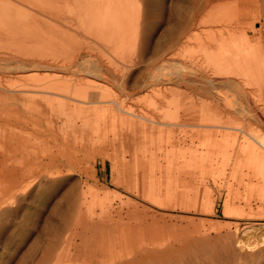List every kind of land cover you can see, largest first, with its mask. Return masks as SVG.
<instances>
[{
  "label": "rangeland",
  "instance_id": "rangeland-1",
  "mask_svg": "<svg viewBox=\"0 0 264 264\" xmlns=\"http://www.w3.org/2000/svg\"><path fill=\"white\" fill-rule=\"evenodd\" d=\"M245 2L125 0L109 7L125 17L110 30L76 0H0V16L9 14L0 18V264H117L128 246L121 231L140 225L136 212L149 199L157 213L203 218L211 236L235 222L264 231V195L252 190L259 178L238 179L236 168L256 155L249 132L264 127V95L257 101L217 69L226 11ZM259 3L253 29L264 21ZM256 48L246 56L264 52ZM33 72L41 89L22 88L36 82ZM57 81L59 91L47 86ZM200 156L224 172L197 167L184 184L160 172L153 192L158 162L174 174ZM202 194V210L185 212ZM169 227L160 237L185 222Z\"/></svg>",
  "mask_w": 264,
  "mask_h": 264
},
{
  "label": "bare ground",
  "instance_id": "bare-ground-1",
  "mask_svg": "<svg viewBox=\"0 0 264 264\" xmlns=\"http://www.w3.org/2000/svg\"><path fill=\"white\" fill-rule=\"evenodd\" d=\"M76 1L80 5V7L87 12V14L90 16V18L93 19L94 23L97 22L98 19L104 18L103 20L110 30L120 28L125 21V17L116 16L118 13L117 11H116L117 13L114 14V13H110V11L108 10L109 7H111L112 5L115 6V4H117L116 7L118 9H120L119 8L120 6L118 7V3L122 4V2H124L125 0H109V1H107V0H76ZM262 1H264V0H262ZM259 2H260V0H259ZM259 2H258V0H249V1L246 0L244 5L238 6L232 10L226 11L227 16L226 17L224 16L225 17L224 20H226L228 22V24L227 23L225 24L224 22H223V25L220 24L222 26L220 28V48L223 47L224 50H223L222 54H220V67L218 65H216V67L218 66L217 69L220 68V75L234 76L239 81H241L245 85L246 88L250 89L252 96L257 101L258 100L262 101V98L264 95V52H262L260 55L258 54V56H256V55L251 56L252 53L250 56H246V53L249 49L252 50V48H254V47H257L256 49H258V47L259 48H261L262 46L264 47V35L260 34V29H263V32H264V21L260 27H257L256 29H253V27H252L253 22L261 21V19L258 16H256V13L259 12L260 6L262 4V2H261V4ZM132 8H133V6H132ZM129 9H131V8H129ZM118 11L120 12V10H118ZM122 11L124 12V9ZM4 12L1 13V16H0L1 19H4L6 16L9 15L8 13L6 15V13H4ZM18 12L19 11L15 12V14ZM221 13H223V12H221ZM118 14H121V13H118ZM262 17L264 18V16H262ZM99 21H101V20H99ZM28 27H30V26L28 25ZM28 27H26L27 31L29 29ZM25 31H26V29L23 32L25 33ZM230 46H232L231 49L229 48ZM249 52H252V51H249ZM160 56L162 57V55H160ZM160 56H158V57H160ZM213 66L214 65H211V68ZM216 67H213L214 68L213 70H215ZM157 73L161 77H163L165 75V72L163 70L158 69ZM168 74L171 75V73H168ZM37 75L38 74H34V72H33V73H31V75L29 77L34 78ZM166 75H167V73H166ZM38 79L36 77L35 81L37 83L35 82L34 84H30V85L27 83V84H24L23 86L22 85L21 86H22V88L25 87V89H26V87H27V89L28 88L33 89V87L36 89L38 87H40V89H41V86H43V84H40ZM40 79H42V78L40 77ZM158 79H156V81ZM28 81H29V79H28ZM169 81H170V79H169ZM40 82H41V80H40ZM59 82L58 81L54 82V83L50 82V85L47 84V86H49L50 89H52L53 91L57 92L63 88L62 83L61 82L59 83ZM63 82L66 85L69 81L67 83L65 81H63ZM88 84L91 85L90 87L102 86L100 84V82H97V81L92 80V79H90ZM88 88H86V91L87 90L89 91V89H91V88H89V89ZM99 90H100V88H99ZM236 90H238V89H236ZM48 91H49V89H48ZM93 92L96 93V90H93ZM98 93H99V91H98ZM227 93H228V91H227ZM229 94L230 93H228V95ZM92 95H93V93H92ZM225 95H224L225 97H221L223 100L225 98H227V94H225ZM83 97H85V96L83 95ZM95 97H97V96H95ZM221 98H220V101L222 102L223 100ZM82 99H84V98H82ZM90 101H91V99H90ZM226 103L230 107V106H232L231 104L233 102H231L227 98ZM233 106L235 107L234 104H233ZM234 107H233V109H234ZM250 110L251 109H249V111ZM236 111H237V109H236ZM204 112L205 111H203V113ZM245 112L243 111L244 114H246ZM252 115H253V113H252ZM249 116L250 115H248V117ZM225 121L220 120V126L222 124H226L227 122H225ZM250 122L252 124V121H250ZM242 123H244V122H242ZM251 124L248 125V123H246L247 126H250ZM241 125H243V124H241ZM260 125L257 124L254 126L255 128L258 129L257 132H253L251 130L249 132V137H251V139H253V140H251V143H250L251 146L250 147H253L252 149L257 150L255 157L252 159V161L251 160H249V161L245 160L246 164L237 165L236 168H237V171L238 170L241 171L240 177L238 179H240V178L242 179V178L247 177V175L251 172L257 174L259 179L256 180L252 190L255 192L259 191V193H261V195L259 196V193L256 192V197L258 195V197H261L260 199H262V197L264 195V193H262L263 192V186H264V159L258 153V151L262 147L264 148V127H261ZM182 162H183L182 166H184L186 168V170L181 167L178 172H175L173 174V171L169 168L167 171H164V172H162L163 170H161V172H162L161 174L169 173L171 176H173L174 180H176L177 183L181 182L182 184H184V183H189L190 181L191 182L193 181V180H191L193 178H191L190 175H187L186 177H184V174L186 172L188 173L190 170H192L194 168L208 165L214 171L219 170L220 174L222 172H224V170H225V167L223 165H220V168H218V166H216V165L211 166L212 163H208L204 156L197 157L196 159H193V160H191V159L185 160ZM181 178H184V179L182 180ZM187 178H191V179L188 180ZM252 190H251V192H252ZM260 190H261V192H260ZM251 192H249V193H251ZM198 194H199V192H198ZM254 194H253V197H254ZM244 196H245V194H244ZM250 198H252V196ZM151 200H153V199H151ZM151 200L150 199L149 200H143L141 208L138 209V212H136L138 214V219H139L140 225L137 224L138 226L135 229H134V227L132 228L131 226H127L126 228H124V231H121V232H123V235L125 236V244H127L128 246L126 248L127 251L125 249L126 252L124 253V255L119 257V261L117 264H261V263H264V231L261 232L262 229H259L258 227L251 225L249 222H243L242 224L235 222L234 224H232V231L231 230L229 231L228 225H225V226L221 225V227L224 228L225 233L224 234L217 233V234H215V236H211L205 230H202V227L205 224L203 222V218H202V220H198L197 222H195L192 219L184 217V216H175V214H173V211H172L173 208H169L168 210L162 209L161 212L157 213V210L154 209V206H153ZM208 200L209 199H208V196L206 194L205 195L202 194L199 196L196 195V197L193 198V202H192V206L194 208L192 210L188 209L185 212H191V211H196V212L199 211L200 212L202 210V202L208 201ZM253 200L256 201L258 199L256 198ZM244 201H245V199H244ZM248 201H249V199H248ZM260 201L261 200H259V203H260ZM223 204L224 205H223L222 211H223L224 215H229L228 210H226L227 204L226 205H225V203H223ZM259 208H262V206ZM212 212L213 211L205 212V213L212 214ZM257 212L259 213V210ZM248 214H250V213H248ZM251 214L253 215V213H251ZM252 215L249 216V218H251ZM253 217H254V215H253ZM257 217L259 218V215ZM263 217H264V213H263V215L260 216V218H263ZM183 221L185 222L184 230L179 231L172 236L170 235L168 238L160 237V234L163 232V230L170 229L171 227H169V226L175 225L177 222L181 223ZM122 245H124V244H122Z\"/></svg>",
  "mask_w": 264,
  "mask_h": 264
},
{
  "label": "crops",
  "instance_id": "crops-1",
  "mask_svg": "<svg viewBox=\"0 0 264 264\" xmlns=\"http://www.w3.org/2000/svg\"><path fill=\"white\" fill-rule=\"evenodd\" d=\"M158 162V161H157ZM164 162V161H163ZM159 164H161V162H158L157 163V168H158V174H157V176H155V178L153 179V183H155L154 184V186H155V189H154V187H153V192L155 191L156 192V190L158 189V183H159V179H157V177H158V175H159V173L161 172V169H159ZM162 172H164V171H162ZM167 174V173H166ZM167 178V175L164 177V182H166V179ZM147 186H145L144 185V189L146 188Z\"/></svg>",
  "mask_w": 264,
  "mask_h": 264
}]
</instances>
